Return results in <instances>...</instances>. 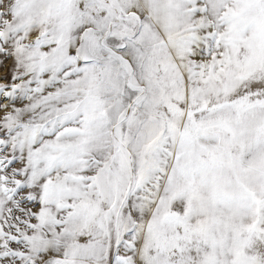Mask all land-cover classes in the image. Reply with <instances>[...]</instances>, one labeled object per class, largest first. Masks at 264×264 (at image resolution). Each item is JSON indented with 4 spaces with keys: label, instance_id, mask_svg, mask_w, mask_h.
Masks as SVG:
<instances>
[{
    "label": "snow or ice",
    "instance_id": "obj_1",
    "mask_svg": "<svg viewBox=\"0 0 264 264\" xmlns=\"http://www.w3.org/2000/svg\"><path fill=\"white\" fill-rule=\"evenodd\" d=\"M0 264H264V0H0Z\"/></svg>",
    "mask_w": 264,
    "mask_h": 264
}]
</instances>
